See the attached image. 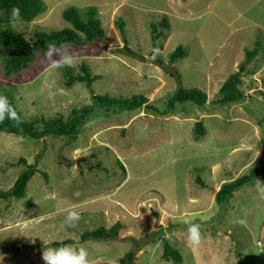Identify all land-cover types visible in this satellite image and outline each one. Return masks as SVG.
<instances>
[{"label":"rangeland","instance_id":"obj_1","mask_svg":"<svg viewBox=\"0 0 264 264\" xmlns=\"http://www.w3.org/2000/svg\"><path fill=\"white\" fill-rule=\"evenodd\" d=\"M44 2L45 14L31 24L14 25L25 38L69 28L63 12L90 6L98 9L106 38L53 49L16 76H6L0 65V92L11 89L26 119H67L72 110L93 105V94L143 95L165 111L179 79L185 89L205 92L208 103L204 109L178 104L164 116L145 108L107 112L93 105L75 142L0 134V190L8 191L25 169L18 165L20 158L38 162L39 169L25 198L0 199V264H45L43 251L66 240L87 251L88 264H119L127 255L133 264H172L162 260L163 237L184 264H264V177L237 191L223 208L215 200L223 184L264 167V0ZM163 18L170 30L158 40L161 67L152 54L151 22L161 32ZM119 20L138 58L124 51ZM179 46L187 57L169 66ZM257 46L258 59L242 65ZM69 61L76 72L86 63L101 78L91 89L66 88L61 69ZM236 72L246 84L258 79L261 85L241 104L216 106L220 88ZM199 121L206 129L200 139L194 132ZM198 176L205 188L196 183ZM70 211L79 214L71 224L66 222ZM117 222L119 239L81 243L84 233ZM189 224L200 225L196 246L188 241Z\"/></svg>","mask_w":264,"mask_h":264},{"label":"trees","instance_id":"obj_2","mask_svg":"<svg viewBox=\"0 0 264 264\" xmlns=\"http://www.w3.org/2000/svg\"><path fill=\"white\" fill-rule=\"evenodd\" d=\"M187 1V0H183ZM13 9H19V19L13 17ZM48 7L44 0H0V65L6 76H16L21 72L28 70L38 59L39 56H47L53 49H70L80 48L95 44L106 38L99 11L96 7H86L79 9L76 7L67 8L63 12V20L69 24V28L59 31H36L30 38H25L21 33L14 29V25L31 24L39 16L45 14ZM152 27V54L157 57L155 62L159 66H164L165 63L160 56L163 50V45L158 44V40L164 38V29H169L170 26L165 18L160 22L163 29L158 31L157 25L151 22ZM121 36L125 42L124 51L135 58L138 55L132 52L127 46V38L125 24L122 20L118 21ZM263 54V53H262ZM260 56L258 46L253 51H248L245 55V61L242 65H250ZM187 57V50L184 46H179L170 54L168 65L172 66L177 61ZM63 85L70 89L76 84H83L88 89L98 81L101 77L93 75L90 66L83 63L80 66V71L76 72L74 66L68 62L62 65ZM258 79L246 84L242 78L241 72L232 74L220 88V99L214 104L216 106L237 105L250 98L249 91L257 90V86L261 85ZM258 82V83H257ZM180 87L175 92L167 103L165 111H160L150 104L149 99L143 95H136L130 98L111 97L108 95L99 96L92 95L93 105L100 109L110 112L119 111H136L142 108L147 109L155 115H168L173 113L178 104L192 103L196 107L204 109L208 103V95L200 89H185L179 79ZM253 84H255L254 87ZM264 87V78L262 80ZM248 92V93H247ZM0 95L7 96L11 106L17 113V120L5 118L0 122V134L16 135L21 138H31L33 140H43L46 138L67 139L69 142H75L81 134L83 127L93 112V105H85L79 109L71 111L70 116L65 119L62 115L53 118H32L26 119L21 111L16 106V99L11 89H5L0 92ZM263 95V94H261ZM39 127L41 129H39ZM195 135L200 139L206 135V129L202 121L195 124ZM41 155V154H40ZM40 157H38L39 159ZM89 158H94L91 155ZM37 159V160H38ZM126 174V170L120 161L117 162ZM18 165H24L25 169L20 173L14 185L8 191L0 190L1 200L23 199L26 197L27 187L31 179L39 173L38 162L31 165L25 158H20ZM201 173V169H196ZM264 177V167L254 168L249 174L244 175L230 183H225L220 190L215 194V200L218 207H225L229 200L234 197V194L240 189L251 186L255 181ZM46 181L48 175L45 174ZM196 183L205 188L206 185L198 176ZM158 216V214H156ZM175 227V226H174ZM121 224L117 222L111 228L101 227L93 232L84 233L81 236V243L90 240H117L120 237ZM162 229V227L160 226ZM161 231V230H160ZM163 244L162 260L170 261L172 264H184L183 257L180 252L170 244V239L161 238ZM74 244L71 240H66L61 243H53L51 248H59L65 245ZM241 263V261H240ZM119 264H133L130 255H127L120 261Z\"/></svg>","mask_w":264,"mask_h":264},{"label":"clouds","instance_id":"obj_3","mask_svg":"<svg viewBox=\"0 0 264 264\" xmlns=\"http://www.w3.org/2000/svg\"><path fill=\"white\" fill-rule=\"evenodd\" d=\"M13 17L19 19V9H13ZM70 63V61H69ZM5 118L17 120V113L11 106L7 96L0 95V122ZM79 219V214L70 211L66 216V222L71 224ZM188 241L190 245L196 246L200 243V225L189 224L187 229ZM88 253L84 248H74L65 245L59 248H48L43 251L45 264H88Z\"/></svg>","mask_w":264,"mask_h":264},{"label":"crops","instance_id":"obj_4","mask_svg":"<svg viewBox=\"0 0 264 264\" xmlns=\"http://www.w3.org/2000/svg\"><path fill=\"white\" fill-rule=\"evenodd\" d=\"M256 77H259V73H258V74H256Z\"/></svg>","mask_w":264,"mask_h":264},{"label":"water","instance_id":"obj_5","mask_svg":"<svg viewBox=\"0 0 264 264\" xmlns=\"http://www.w3.org/2000/svg\"><path fill=\"white\" fill-rule=\"evenodd\" d=\"M84 161V160H83ZM78 164H79V162H78Z\"/></svg>","mask_w":264,"mask_h":264}]
</instances>
